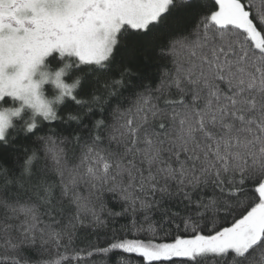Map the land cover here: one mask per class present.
I'll return each instance as SVG.
<instances>
[{"label":"snow or ice","instance_id":"obj_1","mask_svg":"<svg viewBox=\"0 0 264 264\" xmlns=\"http://www.w3.org/2000/svg\"><path fill=\"white\" fill-rule=\"evenodd\" d=\"M141 262L264 264V0H0V264Z\"/></svg>","mask_w":264,"mask_h":264},{"label":"trees","instance_id":"obj_2","mask_svg":"<svg viewBox=\"0 0 264 264\" xmlns=\"http://www.w3.org/2000/svg\"><path fill=\"white\" fill-rule=\"evenodd\" d=\"M69 82H71V81H69ZM141 264H142V262H141Z\"/></svg>","mask_w":264,"mask_h":264}]
</instances>
